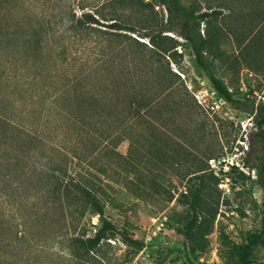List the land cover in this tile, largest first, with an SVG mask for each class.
<instances>
[{"label":"rangeland","instance_id":"1","mask_svg":"<svg viewBox=\"0 0 264 264\" xmlns=\"http://www.w3.org/2000/svg\"><path fill=\"white\" fill-rule=\"evenodd\" d=\"M144 1L165 23V7ZM176 1L193 16L161 34L175 46L166 52L145 36L156 29L117 31L101 17L40 48L5 41L6 25L77 18L106 0H13L16 11L0 17V264H232L229 242L248 231L262 232L252 264H264L253 120L264 105V0ZM184 32L209 41L203 60L235 102L212 88ZM132 98L135 119L117 124ZM198 169L209 228L206 248L190 253L188 174ZM83 181L100 188L102 217L79 201L68 213L63 188ZM101 219L117 232L79 262L70 239L92 236Z\"/></svg>","mask_w":264,"mask_h":264},{"label":"trees","instance_id":"2","mask_svg":"<svg viewBox=\"0 0 264 264\" xmlns=\"http://www.w3.org/2000/svg\"><path fill=\"white\" fill-rule=\"evenodd\" d=\"M13 0H0V17H6L16 10L14 6H11ZM19 4L24 7L28 6L32 2H40V0H17ZM161 3L166 10V22L158 21L156 13H154L153 3H147L144 0H106L105 4L100 7H96L93 13L81 12L79 17L75 18L71 15L67 19H43L42 14L36 15L38 19L32 22L28 26L18 29L17 24H9L5 26V35L7 39L5 41L10 44H16V38L20 37L24 46L32 45L36 48H40L44 44V39L54 35L55 32L66 31V30H77L78 28L83 29L84 23L97 24L99 25V17L103 20L110 21L106 23L107 27L113 30H127L135 32L136 28L147 30L150 28L156 29L158 38L156 39L155 34H147L149 42L153 48H159L163 51H169L175 46H171L173 40L161 35L163 32L170 30V24L176 21H183L185 16H193L192 10L186 12L183 7L176 0H157ZM30 9V8H29ZM84 7H81L83 10ZM107 9V10H106ZM210 9V8H209ZM128 11V14H127ZM129 12H139L140 16L132 21ZM184 12V14H183ZM108 14V17L107 15ZM207 13H200L198 18H204ZM138 26V27H137ZM182 37L189 42L190 47L194 53L195 61L199 67L206 73L212 88L217 94L226 99L229 102H235L232 97L231 91L225 86L224 82L217 78L211 71L210 67L203 60L202 51L208 45L209 41L198 39V35L191 33H181ZM162 39V40H159ZM163 39H167L163 41ZM138 102L132 98L129 102L128 109L124 111L123 119L117 121V124L130 123L132 118L135 119L136 113L138 112ZM253 120L255 124L254 135L256 141L259 144L261 154L258 157V163L254 166L257 171V184L261 190V226L264 227V105L259 103L254 108ZM79 117H83L80 120V124L84 125V116L79 113ZM121 118V117H120ZM86 124V123H85ZM203 169H198L190 172L189 182L192 183V194L190 199V210L191 216L184 227V241L182 243L183 249H188L190 253L201 252L206 246L207 242L204 238V234L209 228V224L202 222L201 219L204 211L201 206V178ZM193 174V175H192ZM193 181V182H192ZM66 185L63 190L66 193L65 197L73 199L67 202L65 207L68 209V213L71 215L70 206L73 201H79L80 204L91 206L94 213H97L100 217L103 215V204L100 201V197L96 194V190L99 187L90 185L87 181L73 183L71 188L68 189ZM61 183L58 179L54 181V188L60 191ZM100 190V188H99ZM171 198V197H170ZM78 208L74 207L77 211ZM80 214H83L80 213ZM216 210L210 215L211 221L214 219ZM201 227V230H200ZM202 227L205 229L203 230ZM115 225L106 219H101L100 226L94 231L92 236L88 237H72L70 250L73 256L79 261L84 262L85 258L89 253L93 252L100 242L104 239L112 237L116 231ZM123 239L132 242V239L127 237L126 233H122ZM263 242L262 232L248 231L244 234L241 242H229V255L232 259V264H252L253 250L254 248ZM142 244L139 245L140 249Z\"/></svg>","mask_w":264,"mask_h":264}]
</instances>
